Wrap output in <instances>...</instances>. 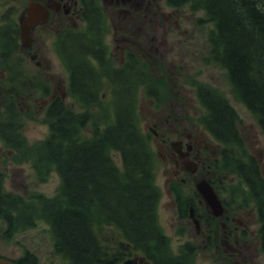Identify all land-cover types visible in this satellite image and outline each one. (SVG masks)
<instances>
[{
	"label": "trees",
	"instance_id": "obj_1",
	"mask_svg": "<svg viewBox=\"0 0 264 264\" xmlns=\"http://www.w3.org/2000/svg\"><path fill=\"white\" fill-rule=\"evenodd\" d=\"M169 2L177 6L189 2L192 10H204L214 22L210 35L213 58L227 69L235 95L264 132L263 1ZM93 23V31H99V19ZM93 42L84 35L75 37L64 48L63 56L71 73L70 92L80 106L95 107L96 111L76 113L57 96L45 113L49 135L29 144L22 123L3 118L0 108V138L16 150L19 160L32 162L39 180H47L53 170L62 180L55 196L39 194L34 203H27L18 194L6 192L0 170V216L7 223L6 234L35 226L41 218L50 225L55 248L69 264H122L126 257L137 254L151 264H192L195 245L185 244L174 253L157 222L160 191L153 178L156 159L139 127L137 112L139 89L148 82L150 73L134 64L133 70L132 62L112 73L98 70L90 61L89 54H96ZM6 48L8 52L15 46ZM21 68L13 62V77L21 75ZM107 77L114 79L111 85H107ZM109 87L112 99L107 103L101 93ZM199 94L207 108L203 122L208 130L226 146H243L234 108L209 87H201ZM90 122L95 134L83 137L81 131ZM231 150L224 149L223 156L256 201L264 250L260 166L253 156H229ZM114 152L120 153L123 169L116 164ZM103 225L114 227L118 238L104 241L98 230ZM17 263L38 264V259L27 251Z\"/></svg>",
	"mask_w": 264,
	"mask_h": 264
},
{
	"label": "rangeland",
	"instance_id": "obj_2",
	"mask_svg": "<svg viewBox=\"0 0 264 264\" xmlns=\"http://www.w3.org/2000/svg\"><path fill=\"white\" fill-rule=\"evenodd\" d=\"M25 9L24 6L0 2V15L10 10L18 24ZM107 9L109 29L105 40L111 53V65L119 66L124 63L127 49L135 48L150 69L149 80L138 93L139 126L143 129L156 159L153 178L160 191L157 222L167 235L171 249L178 252L182 245L193 243L196 248L192 264H251L253 257L249 255L246 259L231 255L229 248L224 244L223 229L219 220L218 231L213 233H218V240L213 247H207V241H203L207 240V236L197 233L189 217V209L187 212L184 209L191 196V189L196 188V181L202 177L204 171L208 177L211 176L215 180L221 197L228 204L239 210L243 208L244 214H251L254 229L259 234L256 204L249 196L242 178L223 156V150L227 147L232 149L229 156L233 154L244 158L243 146H225L214 141L210 134V159L205 156V163L200 162L199 171L191 175L189 185L183 187L176 200L169 192V189L181 181L172 179L175 162L167 155L169 151H166L165 145L181 138L184 127L188 132L198 128L200 131L204 130L203 117L207 110L198 96L201 86L213 89L234 108L239 118L245 154L248 157H256L264 176V133L254 115L234 94L227 70L216 63L212 56L209 36L214 29L213 21L205 11H194L189 4L178 8L166 5L167 17L159 26L142 25L140 35H134L132 32H135L137 27L126 23L114 8ZM1 24L4 25V21ZM0 29L3 32L9 31L5 27ZM122 33L127 35L128 40L118 39ZM60 37L52 31L49 36L43 39L38 37L34 41L35 49L41 50V55L37 57V60L41 61L40 66L23 46L10 57L4 58L2 51L5 47L3 42H0V108L4 112L3 118L22 123L29 144L43 140L49 135L50 128L45 113L53 95L61 93L68 107L76 113L97 110L95 107L86 109L80 106L76 97L68 92L69 74L59 51ZM152 37L157 39L152 40ZM162 37L166 39L163 40ZM13 62L23 67V74L19 77H13L10 70ZM148 85L155 89L154 94L148 93ZM104 95L109 96L108 93ZM154 122L159 124L154 125ZM151 128L159 133H166L167 142L163 143ZM202 133L204 137L208 136L206 132ZM81 134L86 138L94 136L93 122L88 123ZM114 156L122 169L120 154L116 152ZM203 165L206 170L202 169ZM208 165H211V168H208ZM208 169L210 173L207 172ZM0 170L5 175L6 190L18 194L27 203H34L39 194L55 196L61 188V177L56 171H53L47 180H39L32 162L19 160L16 150L1 138ZM251 207L253 211H250ZM5 229L6 223L0 216V253L5 256L18 258L29 251L37 256L38 264H69L56 250L50 225L44 219L38 218L35 226L19 229L11 237L5 235ZM98 230L104 241L119 236L117 230L109 225H103ZM260 260L264 263L263 255Z\"/></svg>",
	"mask_w": 264,
	"mask_h": 264
},
{
	"label": "flooded vegetation",
	"instance_id": "obj_3",
	"mask_svg": "<svg viewBox=\"0 0 264 264\" xmlns=\"http://www.w3.org/2000/svg\"><path fill=\"white\" fill-rule=\"evenodd\" d=\"M0 2L2 4L13 3L20 7L24 6L26 9L33 4L39 5L40 17L47 14L48 18L40 20L32 28L31 36L33 40H37L38 37L43 39L51 31L58 36H65L64 38H67L71 32L82 31L88 26L91 27L93 20L97 21L99 19V23L102 24L107 20V8H114L117 13L122 15L126 23L137 27L134 34L137 33L139 35L142 25L155 24L159 26L161 21L167 17V0H0ZM46 9L48 10L47 12L44 11ZM9 18L12 19V16ZM7 28L9 31H5V34L12 40V23ZM126 38L125 34H120L118 39ZM155 39L157 38L152 37V40ZM162 39L165 40L166 38L162 37ZM27 53L32 59H35L39 55V50L34 49L32 46L30 50H27ZM36 63L37 65H41L40 60H36ZM158 124L154 122V125ZM199 129H193V131L188 132L187 128L184 127L182 137L177 139L179 145L176 148L172 146V142L165 145L166 151H169L167 155L175 162L172 179L181 181V183L174 185L175 191L180 192L183 187L189 185V178L194 174L190 168L196 167L200 169V162L205 163L203 160L205 156L210 159L208 152V137L210 138V134L205 129L201 131ZM202 132H206L208 136L204 137ZM156 135L160 136L163 143L167 142L166 133L156 131ZM208 168H211V165H208ZM202 169L206 170V166L203 165ZM207 172L210 173V169ZM201 179H207L209 182H212L215 191L220 195L218 185L215 184L211 176L207 177L204 175ZM172 190L171 193H173ZM192 192L194 196L191 197L193 201L191 208L196 209L194 205L197 207V215L200 220V227L195 226V229L202 236H207V240L203 239L204 242L207 241V247H213L219 236L218 233L213 234L218 231L217 217L212 214L209 205L205 202L202 195L194 191V189ZM242 210L243 208L239 210L232 205H229L226 209L225 206L224 216L218 219L223 229L222 237L224 244L229 248L231 255L241 259H246L249 255L251 258L253 257L251 264H264L260 260V256H264L262 240L254 229L251 214L247 212L244 214ZM250 211H253V207H251ZM142 264L148 263L143 262Z\"/></svg>",
	"mask_w": 264,
	"mask_h": 264
},
{
	"label": "water",
	"instance_id": "obj_4",
	"mask_svg": "<svg viewBox=\"0 0 264 264\" xmlns=\"http://www.w3.org/2000/svg\"><path fill=\"white\" fill-rule=\"evenodd\" d=\"M39 7L31 6L27 11V16L21 21V30H22V37L24 39V43L27 46L31 45V37H30V29L35 24V20L39 17L38 12ZM192 171H195V167L192 168ZM198 189L203 194L205 200L208 202L210 207L212 208L213 214L216 216L223 214V205L222 202L219 200L217 194L215 193L211 184H209L206 180H202L198 183ZM195 222L198 224V220L196 219ZM0 264H17L16 262L0 257ZM124 264H139L136 259L129 258L124 261Z\"/></svg>",
	"mask_w": 264,
	"mask_h": 264
}]
</instances>
